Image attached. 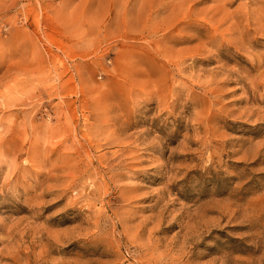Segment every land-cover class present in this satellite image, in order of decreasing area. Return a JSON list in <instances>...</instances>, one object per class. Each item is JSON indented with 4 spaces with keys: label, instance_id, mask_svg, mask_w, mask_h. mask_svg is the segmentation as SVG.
Instances as JSON below:
<instances>
[{
    "label": "rangeland",
    "instance_id": "374dc122",
    "mask_svg": "<svg viewBox=\"0 0 264 264\" xmlns=\"http://www.w3.org/2000/svg\"><path fill=\"white\" fill-rule=\"evenodd\" d=\"M0 264H264V0H0Z\"/></svg>",
    "mask_w": 264,
    "mask_h": 264
},
{
    "label": "crops",
    "instance_id": "0c3cea01",
    "mask_svg": "<svg viewBox=\"0 0 264 264\" xmlns=\"http://www.w3.org/2000/svg\"><path fill=\"white\" fill-rule=\"evenodd\" d=\"M89 18V17H88Z\"/></svg>",
    "mask_w": 264,
    "mask_h": 264
}]
</instances>
